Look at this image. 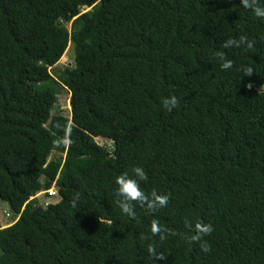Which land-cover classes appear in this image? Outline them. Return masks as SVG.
I'll return each instance as SVG.
<instances>
[{"label":"trees","instance_id":"obj_1","mask_svg":"<svg viewBox=\"0 0 264 264\" xmlns=\"http://www.w3.org/2000/svg\"><path fill=\"white\" fill-rule=\"evenodd\" d=\"M70 43L74 66L42 78ZM134 166L169 201L131 219L114 178ZM0 202V264H264V20L240 0H0Z\"/></svg>","mask_w":264,"mask_h":264},{"label":"clouds","instance_id":"obj_2","mask_svg":"<svg viewBox=\"0 0 264 264\" xmlns=\"http://www.w3.org/2000/svg\"><path fill=\"white\" fill-rule=\"evenodd\" d=\"M240 5L244 9H250L255 17L264 20V0H240ZM240 45L251 48L252 42L248 41L247 37L242 35L238 41L232 39L226 40L222 44V47L227 48ZM219 59L221 60L219 65L221 69L228 70L233 67L232 61L224 59L222 54ZM241 72L243 76H250L253 70L251 67L242 66ZM177 103V98L174 95H170L163 98L161 107L171 112L177 106ZM147 179L148 176L145 169L140 166H134L130 169V172H122L114 178V184L116 185L114 192L116 204L120 212L131 219H135L136 217L133 202H140L146 204L148 208L155 209L166 206L169 201V196L167 194L159 193L156 190H152L150 193L146 194L141 188V182ZM72 203L73 206H75L76 200L74 199ZM151 231L154 235L158 234L160 241H164L167 235L172 234L169 230L159 227L155 222L152 225ZM212 231L213 228L211 224H197L195 233L190 237V241H202L203 237L210 235ZM200 248L202 252L207 253L209 251L207 241H203L200 244ZM146 251L155 260H163V254L157 253L156 248L152 244L147 246Z\"/></svg>","mask_w":264,"mask_h":264},{"label":"rangeland","instance_id":"obj_3","mask_svg":"<svg viewBox=\"0 0 264 264\" xmlns=\"http://www.w3.org/2000/svg\"><path fill=\"white\" fill-rule=\"evenodd\" d=\"M89 8L82 9V13L88 12ZM67 29L72 32V23L66 24ZM74 58H75V46L70 43L68 46L66 52L62 56V58L59 60L56 66L48 69L47 76H43L42 78L47 77H53L57 79V77L60 75V72H62L67 67H73L74 66ZM56 112H59L60 114L71 118L72 115V109H71V93L69 91L64 92L59 96V100L55 106ZM97 143L104 147L106 151L110 152L112 149V145L109 141L102 140L101 138L96 139ZM54 158H58L59 155L54 154L52 155ZM55 188V187H54ZM48 200L47 196L44 195L43 191L39 192L35 197L31 199L32 202H36L40 205L46 206L45 202ZM59 200V197L51 199L52 202L56 203ZM3 210L8 211L11 214V217H6L3 215ZM14 218L12 217V213L10 212V209L8 206L4 203L0 202V222L2 225V228L7 227L9 224L14 222Z\"/></svg>","mask_w":264,"mask_h":264},{"label":"built area","instance_id":"obj_4","mask_svg":"<svg viewBox=\"0 0 264 264\" xmlns=\"http://www.w3.org/2000/svg\"><path fill=\"white\" fill-rule=\"evenodd\" d=\"M43 193L48 198V200L45 202L46 206H48L50 203H52L51 199L56 198L58 196L56 189H51V190H49L47 192H43ZM3 215L8 217V218L11 217L10 213L6 210H3Z\"/></svg>","mask_w":264,"mask_h":264}]
</instances>
